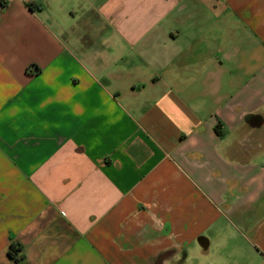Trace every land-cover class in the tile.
<instances>
[{
  "label": "crops",
  "instance_id": "1",
  "mask_svg": "<svg viewBox=\"0 0 264 264\" xmlns=\"http://www.w3.org/2000/svg\"><path fill=\"white\" fill-rule=\"evenodd\" d=\"M191 260L264 264V0H0V264Z\"/></svg>",
  "mask_w": 264,
  "mask_h": 264
},
{
  "label": "trees",
  "instance_id": "2",
  "mask_svg": "<svg viewBox=\"0 0 264 264\" xmlns=\"http://www.w3.org/2000/svg\"><path fill=\"white\" fill-rule=\"evenodd\" d=\"M19 251H20V249L15 248V247H11L10 250H9V252H8V255L12 258V257H14Z\"/></svg>",
  "mask_w": 264,
  "mask_h": 264
},
{
  "label": "rangeland",
  "instance_id": "3",
  "mask_svg": "<svg viewBox=\"0 0 264 264\" xmlns=\"http://www.w3.org/2000/svg\"><path fill=\"white\" fill-rule=\"evenodd\" d=\"M214 247H215V245H214ZM210 250H212V252H213V248H212V249H210ZM217 250L219 251V250H220V248H219V247H217V249H216V252H218ZM219 252H220V251H219ZM220 253H221V252H220ZM196 262H198V261H194V262H193V261L191 260V261H190V264H194V263H196Z\"/></svg>",
  "mask_w": 264,
  "mask_h": 264
}]
</instances>
